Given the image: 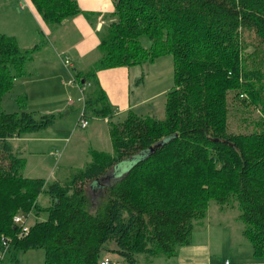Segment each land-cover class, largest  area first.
Here are the masks:
<instances>
[{"label": "trees", "instance_id": "trees-1", "mask_svg": "<svg viewBox=\"0 0 264 264\" xmlns=\"http://www.w3.org/2000/svg\"><path fill=\"white\" fill-rule=\"evenodd\" d=\"M29 2L46 24L80 12L75 0ZM111 3L97 33V59L72 70L84 86L79 118L111 117L98 70L170 55L173 82L165 92L164 118L128 111L120 121L109 120L111 152L89 150L82 168L49 182L22 175L24 158L7 139L46 128L53 115L35 118L20 103L10 113L0 107V264H17V253L32 249H43V264H100L109 242L121 264H138L139 255L166 261L190 243L208 200L236 206L240 233L264 264V0ZM244 32L254 34L257 49L244 50ZM38 47H19L13 35L0 32V98L14 79L28 74L25 65ZM229 92L232 101L242 97V105L259 110L245 133L227 130ZM127 158L135 159L114 174ZM41 195L48 198L45 207L38 204ZM39 211L46 217L21 234L25 225L13 218L25 222Z\"/></svg>", "mask_w": 264, "mask_h": 264}, {"label": "rangeland", "instance_id": "rangeland-1", "mask_svg": "<svg viewBox=\"0 0 264 264\" xmlns=\"http://www.w3.org/2000/svg\"><path fill=\"white\" fill-rule=\"evenodd\" d=\"M13 2L14 0H0V32L3 31V33L14 35L17 38L19 47L29 48L32 47L34 43H37L39 47L36 51L39 52V55H45L49 50L52 51L54 47L56 48V52H63V45L68 44V42L71 43L70 39H72L73 36L69 31H74V27L71 26L70 22L64 26L54 23L47 24L46 28H49L50 34L45 35L42 25L33 21V17L28 15L29 11L27 5L25 6L24 2L17 0L14 4L16 7L14 8L12 7ZM107 17L108 16H105L104 20H101L103 26L106 24ZM94 18H96V16L93 15L91 20H95ZM93 23L92 27L94 26ZM91 30L95 32L93 28H91ZM98 31L99 29L96 30L95 33H98ZM239 39L243 41V43L248 44L244 49L246 52H251L253 48H258L257 39L252 32L242 33L239 35ZM141 43L147 46L148 40L145 37H141ZM65 53L73 60L76 57V52L74 50ZM61 55L62 57L65 56L64 53ZM98 55L99 52L97 48H95L87 52L82 59L86 66L90 67L95 62ZM68 56L66 57L68 58ZM27 69L33 73V60L32 63L30 62L25 65V70ZM71 72V69L66 70V68L57 61V63H53L54 78H51V76L46 77L44 74H41V72H37L40 75L37 76L36 79H33V77L32 79H17L15 87L10 92L3 95L7 104L2 106V111L8 113L19 111L18 103H20L23 109L32 113L35 118L41 115H47L50 109L53 110L55 108L62 93L69 90L68 87H65L57 94L58 97L46 99L44 94H48L49 92L50 85H48V83H53V79L59 81L61 79L62 82L67 84V81L73 78ZM130 73L131 102L145 100L142 104L134 106L131 111L140 115H150L155 119H163L165 92L172 86L173 82L171 56L163 55L156 58L151 63L135 65L131 67ZM72 87L73 88H70L69 91L72 104L68 105L66 99L64 103L61 102L59 106L62 107L63 112L57 114V111H52L55 115V122L49 129H46V131H52L56 136L61 137V135H63L67 138L63 139V142H55L56 147L54 155L49 154L48 149L46 150L45 147L39 148L36 152H33V143L26 142L23 155L28 161V166L22 170L23 176H38L49 182L54 179H68L76 170L82 168L86 163L88 159L87 152L89 150L99 149L104 152H111L112 148L110 141L107 142V139L104 138L103 140L100 136L97 138H95V136L88 138L84 135L86 130H81L76 127L75 123L79 119L82 109V95L80 92L78 93L75 84H73ZM66 96H68V92ZM231 96L229 92L226 97L228 102L226 119L227 130L233 133H245L252 128L253 122L259 116V110L251 104L242 105L238 101V99L240 100L242 97L232 101ZM243 98L246 97L243 95ZM247 100L248 99H246V102ZM114 121H116V119H114ZM69 128L71 135L67 133ZM38 134H44V130L40 131ZM23 136H33V133H22L20 137ZM46 155L49 158H47ZM134 159L135 158H127L119 162L113 167V173L117 176L120 175L133 163ZM33 162L38 165L37 169L34 171L33 167H30ZM47 165H49L48 169L45 168ZM98 191V187L90 191L92 193V198L96 196ZM38 204L40 207H45L48 205V198L44 195L39 196ZM205 204V215L202 219L203 223L195 225L191 235L195 231L201 232L202 236L204 233H207L211 259L214 257L225 258L228 255L229 244L226 240L227 238L230 241V247H235L236 245V243L231 244V242L240 241V243L243 242L250 248L249 243L240 233L242 223L236 220V215L238 214L236 206L222 207L212 200L206 201ZM45 217L46 213L44 211H39L37 215L31 213L26 218L25 222L23 221L22 223L27 227L31 225L35 219L43 220ZM105 247L107 250L102 251L101 258H109L110 264H121L117 253L113 251L114 244L109 242ZM137 259L138 264L164 263L163 258L160 256H154L151 261L148 262L143 255H139ZM243 259L244 258H242V260ZM43 262V249H32L19 251L17 253V264H43ZM218 262L219 260L215 258L210 264H218Z\"/></svg>", "mask_w": 264, "mask_h": 264}, {"label": "crops", "instance_id": "crops-1", "mask_svg": "<svg viewBox=\"0 0 264 264\" xmlns=\"http://www.w3.org/2000/svg\"><path fill=\"white\" fill-rule=\"evenodd\" d=\"M21 1L25 3V6L27 5L29 11L28 15L33 17V21H36L37 23L42 25L45 35H49L50 30L49 28H46L47 24L41 20L39 14L35 10V8L31 5L29 0H21ZM16 2L17 0H14L12 7L14 8L16 7V5H14ZM75 2L77 3L80 12L70 18L63 19L59 23L60 26H64L65 24L70 22L71 26L74 27V31H69V33L73 36L72 39H70L71 43L68 42V44L63 45V50H64V51L62 50L63 52H58V51L56 52L55 47L52 51L49 50L48 52H46L45 55H41V54L39 55L38 54L39 52L35 51V53L33 54V73L29 71L30 68L27 69L26 71L28 74L14 79L11 88L4 94L10 92L15 87V85L17 84V79H32V77L33 79H36V77L40 75L37 72H41V74H44L46 77L51 76V78H54L55 75L53 74V63H57L58 61L61 65H63L62 63L63 57L61 54L64 53L65 55L66 54L65 52L68 53L71 50H74L76 52V57L73 60L66 54L65 56H68L70 60L69 61L70 67L66 68L64 65L63 67L66 68V70L71 69V71L73 69L85 70L88 68V66H86L82 58L85 54H87V52L96 48L98 43V38H97V33L95 32L98 29L101 30V28L103 27V23H101L102 22L101 20L102 19L104 20V17L111 12L112 3L111 0H75ZM93 15L96 16V18H94L95 20H91ZM92 23L94 24L93 27H92ZM91 28H93L95 32L92 31ZM1 33H3V31H1ZM8 35H12V34H8ZM36 44L37 43H34V45ZM30 62L32 63V61ZM131 67H114V68L100 69L96 72L98 83L102 88V90L104 91L107 101L109 102L112 108V114L111 117H109V119L93 118L91 120H87V125L84 128L77 127V123H75L77 128L81 130H86L84 132V135H86L88 138L90 137L92 138L93 136L97 138L98 136H100L103 140L104 138L107 139L108 142L109 120L111 121H114V119H116V121L122 120L125 117L126 113L128 111H131L132 108H134V106L138 104H142L145 101V100L138 101L135 99L136 101L131 102V98H130ZM53 80H54L53 83L51 84L48 83V85H50L49 92L48 94H44V96H46V99L48 98L53 99L55 97H58L57 94L61 92V90L65 87H68L69 90L63 92L62 95L59 97L58 99L59 101L57 102L55 108L53 110L50 109V111L47 112L48 114L53 115V120L51 124H49V126L42 129L44 130V134H38L40 131H42L39 130V131H33L27 133V134L33 133V136H23V137L18 136L7 139L11 151L14 154H18L19 156L24 158L23 169L28 166V161L23 155L24 153L23 150L25 149L24 146L26 142L33 143V152H36L39 148L45 147L46 150L48 149L49 154L54 155L55 147H56L55 142H63L62 140L67 138L64 137L63 135H61V137L56 136L52 133V131H46V129H49L50 126L55 122V115L52 111H57V114H61L63 112V109L62 107L59 106V104L61 102L64 103L65 99L68 105L72 104L71 96L69 94L70 88H73L72 85L65 84L64 82H62L61 79L60 81L56 79ZM77 91L79 93L78 89ZM67 92H68V96H66ZM3 95L0 98L1 109H3L2 107L3 105L7 104L6 100H4ZM67 133L71 135L70 128L68 129ZM93 150L102 151L99 149H93ZM47 158L49 157L47 156ZM30 167H33V171H34L37 169L38 165L33 162L30 165ZM45 168L48 169L49 165H47ZM33 177H38V176H33ZM54 180H58V179H54ZM226 240L228 241L229 244L228 255L225 258L214 257L213 259H211L207 233H204L202 236L201 232L195 231L191 235L190 243L179 247L176 252V255L167 259L166 261H163L164 263L162 264H210L215 258L219 260L218 264H222L224 261H227L229 264H263L260 259H257L252 254L251 247L248 248L246 244H244L243 242L240 243V241L231 242V244L236 243V245L235 247H230V241L228 240V238ZM242 258L244 259L242 260ZM157 264H161V263H157Z\"/></svg>", "mask_w": 264, "mask_h": 264}, {"label": "built area", "instance_id": "built-area-1", "mask_svg": "<svg viewBox=\"0 0 264 264\" xmlns=\"http://www.w3.org/2000/svg\"><path fill=\"white\" fill-rule=\"evenodd\" d=\"M62 63H63V65H64L66 68H69V67H70V62H69V59H68L67 57H64V58L62 59ZM67 84H69V85H73V84H75V86L77 87V89L79 90V92L82 93L84 86L78 84V83L74 80V78H72L71 80H68V81H67ZM77 122H78V124H79V126H80L81 128L85 127V125L87 124V121H86L84 118H79ZM13 221H14L16 224H17V223H22V222H23V221L21 220L20 217H14V218H13ZM22 224H23V223H22ZM20 233H21V234H26V227H25V226H22V229H21ZM108 263H109V261H108L107 258H104V259L100 262V264H108ZM222 264H229V263H228L227 261H224Z\"/></svg>", "mask_w": 264, "mask_h": 264}, {"label": "water", "instance_id": "water-1", "mask_svg": "<svg viewBox=\"0 0 264 264\" xmlns=\"http://www.w3.org/2000/svg\"><path fill=\"white\" fill-rule=\"evenodd\" d=\"M81 83H82V81H81Z\"/></svg>", "mask_w": 264, "mask_h": 264}]
</instances>
